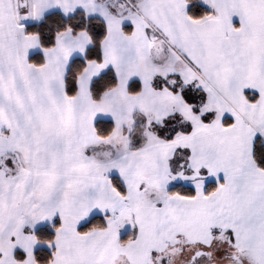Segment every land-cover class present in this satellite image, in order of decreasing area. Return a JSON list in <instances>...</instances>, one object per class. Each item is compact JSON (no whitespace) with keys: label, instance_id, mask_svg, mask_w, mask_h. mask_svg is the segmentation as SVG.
Masks as SVG:
<instances>
[{"label":"snow or ice","instance_id":"6c2138e0","mask_svg":"<svg viewBox=\"0 0 264 264\" xmlns=\"http://www.w3.org/2000/svg\"><path fill=\"white\" fill-rule=\"evenodd\" d=\"M0 264H264V0H0Z\"/></svg>","mask_w":264,"mask_h":264}]
</instances>
